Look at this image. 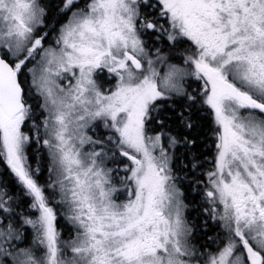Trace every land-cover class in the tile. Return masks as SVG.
Wrapping results in <instances>:
<instances>
[{
	"label": "snow or ice",
	"instance_id": "6c2138e0",
	"mask_svg": "<svg viewBox=\"0 0 264 264\" xmlns=\"http://www.w3.org/2000/svg\"><path fill=\"white\" fill-rule=\"evenodd\" d=\"M0 264H264V0H0Z\"/></svg>",
	"mask_w": 264,
	"mask_h": 264
}]
</instances>
